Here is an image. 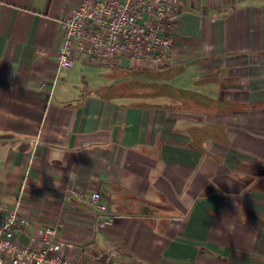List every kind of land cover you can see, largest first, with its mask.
Returning a JSON list of instances; mask_svg holds the SVG:
<instances>
[{"label": "crops", "instance_id": "0c3cea01", "mask_svg": "<svg viewBox=\"0 0 264 264\" xmlns=\"http://www.w3.org/2000/svg\"><path fill=\"white\" fill-rule=\"evenodd\" d=\"M79 2L0 0V218L58 228L73 259L264 264V0H182L168 18L171 64L157 69L228 104L181 114L116 91L128 60L75 61L113 66L110 94L90 77L97 93L60 88L73 68L59 66L61 22Z\"/></svg>", "mask_w": 264, "mask_h": 264}, {"label": "built area", "instance_id": "2783aa9c", "mask_svg": "<svg viewBox=\"0 0 264 264\" xmlns=\"http://www.w3.org/2000/svg\"><path fill=\"white\" fill-rule=\"evenodd\" d=\"M182 0H80L69 17L61 22L63 42L59 51L61 69L72 68L77 59L92 63L128 60L132 66L151 69L171 64L174 38L168 18ZM101 205V195L91 196ZM106 222L100 224L105 228ZM32 222L17 210L0 218V264H110L104 261L73 259L66 253L56 227L31 232ZM24 238V240H23Z\"/></svg>", "mask_w": 264, "mask_h": 264}, {"label": "trees", "instance_id": "16d2710c", "mask_svg": "<svg viewBox=\"0 0 264 264\" xmlns=\"http://www.w3.org/2000/svg\"><path fill=\"white\" fill-rule=\"evenodd\" d=\"M180 70L151 69L144 66H135L124 77L126 83L116 91L137 107L146 109H161L168 113L181 114L191 109L206 112H225L228 104L224 101H202L198 98V84L183 88L174 83L180 76ZM200 83V82H198ZM132 99V100H131Z\"/></svg>", "mask_w": 264, "mask_h": 264}, {"label": "rangeland", "instance_id": "374dc122", "mask_svg": "<svg viewBox=\"0 0 264 264\" xmlns=\"http://www.w3.org/2000/svg\"><path fill=\"white\" fill-rule=\"evenodd\" d=\"M113 68H114L113 66H98V65H91L89 63H82V61H77L75 66L71 70L62 72V76H66L70 78V84L67 83L66 85L60 88H66V90L70 92L72 91L73 96L78 95V94H84V93H87V94L97 93L95 91L90 92V90L89 89L87 90L86 88L87 82L90 81L86 79V77H90L92 80L102 81L101 86L103 87L107 86V90H108V87H112V86L120 84L119 78L116 77V74ZM128 74L129 72L126 71L125 76ZM126 80L124 79L123 84L126 83ZM103 93L110 94L109 90H108V93L107 92H103ZM76 99L77 98H75V100ZM260 186H262V182L259 181L255 187L257 189L262 188ZM1 199H2V204H4L5 200H7V198L5 197ZM11 202L13 204L15 203L17 204L18 198L12 197Z\"/></svg>", "mask_w": 264, "mask_h": 264}]
</instances>
